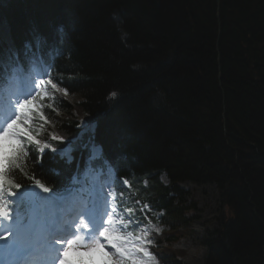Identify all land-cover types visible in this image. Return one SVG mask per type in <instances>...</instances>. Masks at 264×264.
I'll use <instances>...</instances> for the list:
<instances>
[{"label": "trees", "instance_id": "trees-1", "mask_svg": "<svg viewBox=\"0 0 264 264\" xmlns=\"http://www.w3.org/2000/svg\"><path fill=\"white\" fill-rule=\"evenodd\" d=\"M217 10V0H0V64L23 53L24 43L39 44L50 79L84 97L72 104L57 95L71 125L44 100L34 113L47 120L38 122L44 139L63 148L51 137L77 138L74 110L95 123L84 140L128 177L130 187H119L129 193L122 207L136 200L138 220L155 221L150 205L171 227L154 233L161 264H184L172 245L190 222L179 186L187 180L214 183L221 193L204 264H264V0H220L221 24ZM41 162L32 168L21 153L4 185H71L75 162L47 154ZM93 260L103 261L97 253Z\"/></svg>", "mask_w": 264, "mask_h": 264}, {"label": "rangeland", "instance_id": "rangeland-1", "mask_svg": "<svg viewBox=\"0 0 264 264\" xmlns=\"http://www.w3.org/2000/svg\"><path fill=\"white\" fill-rule=\"evenodd\" d=\"M25 45L30 52H33L34 45H31L30 43H26ZM33 70H36V75L33 76L32 74L30 77L32 89H30V93L28 94L27 99L34 97L36 106H25L23 109H21L19 107L20 102L18 98H12L10 100L8 99V101L9 103H11V101L14 99L18 101L17 104H13L16 108L15 114H13V116L15 117V115H19L23 126H25L27 130L30 131L33 135L35 133L32 132V129L36 130L37 133L34 136L40 141L38 148L43 151L46 144H48V142L43 137L45 134L44 129L46 127L44 126V123L38 124V122H46L47 120L45 117H40L41 120L39 121L35 120L34 113L42 110L45 107L44 100L50 99L51 101L55 102L53 114L59 123H64L66 125H71V123H68L67 121L68 119L66 118V112L58 109L59 99L57 98V94L59 93L55 89H53L50 84L47 83V80L50 78V76H48V74L50 73L49 67H46V71H40L39 65H37V68L31 67V71ZM14 77L17 78V80L15 82V88L13 89L19 91L20 87L23 85L22 81H24V79L26 80L27 78H23L16 73L14 74ZM11 78H13V72ZM10 80L11 79L8 78V82ZM37 85H39V87H37ZM2 92L4 91L2 90ZM8 92L11 93V91ZM44 94H46V96ZM69 96V98L74 100V103H81L82 101H84V97L80 94H72V96ZM69 102L73 103L72 101ZM72 117L75 118H72V122L75 123L72 125L74 126V129L79 131L77 141L74 140L70 143L68 142L67 146L64 149H55V151L45 150L44 153H46L47 156L51 157V159L52 155L58 154L61 158L72 161L75 158V147L73 145V142H78L79 146H81L83 150H88L89 152H91L90 157H86L85 163L93 162L94 160H96L93 159V156L99 155L100 149L97 147V145L85 141L84 135L92 133L95 129V124L82 120L80 116L75 112V110L72 112ZM24 138L27 137L25 136ZM0 143L7 144V141H0ZM81 156L82 154H79L78 158H80ZM97 173L95 172V168L92 164H87V167L82 171L77 170L73 177L72 182L78 187L76 189H81L83 191H87L89 189V192H93L94 194L93 197L89 198V196H87L83 199V206L81 210H84V205L86 203L93 202L95 200L96 184L98 187L102 188L103 191H100H102L103 194H109V192H111V201L108 199V195H105L107 196V200L102 196L104 200L101 201L103 203L105 202L106 205V218L103 221L102 228L105 226L109 228V231L112 233V235L123 237V239H117L115 242L121 247H126L129 249V254L132 258L128 260L127 264H161L159 261L158 253L154 249V246L156 245L154 233H160L163 230L171 229L170 226L162 224V213H157L152 209V213L156 216L155 221L150 220L148 222H142L138 220V210L140 206L138 201L135 200L134 203L129 207L123 206L121 208L118 205V207L116 206L117 201L123 200L124 203H127L130 200L127 195H125L126 193H121V191L116 187L117 185H119V181L117 180L115 174L113 173L114 176L108 174V176H106V179L111 180L109 182L103 181L105 184L102 185V183H99V181L96 180V178H98ZM161 179L164 183L168 184L170 182L166 175H162ZM179 186L184 190V193L181 196V202L184 204V206L188 207L187 212H185V217L190 222L188 225L182 226L180 228L184 231V233L176 240L172 247L176 250L182 251V253L178 255V257L184 264H204L208 252L207 240L214 234L220 218L218 216H220L222 212L220 211L221 193L217 185L214 183L198 184L194 181L187 180L181 182ZM33 191H35V189L29 187L26 189L25 194L22 196H24L25 199L32 197ZM19 195L20 194L18 193L15 198L16 213L14 214L17 218H13L11 224L2 220V223L0 225V233L2 235L5 233V231L11 230L12 236L5 241L6 250L9 251L10 249L9 252L11 256H15L19 251L20 241H29L30 243H32L35 240L37 232L40 230V228L50 227L53 224V219H55L58 214L57 212H59L57 210H59L60 207L57 208V206H63V196H58L50 191H44L38 197L37 200L39 202L36 203L34 208L28 206H24L21 208L20 206H18L20 203ZM114 198L116 199V204L114 203ZM5 202H8L7 192H5ZM55 203L56 208L53 210L52 214H47L51 212L50 210ZM45 209L46 211H44ZM108 212L111 213V224L108 223ZM22 213H25V215H22ZM31 213L35 215V218L29 221ZM26 216H28V219ZM121 221H124V224H121ZM128 221H131L132 224L135 225V227L128 226ZM137 221L140 222L139 225H136ZM102 228L100 229V231L102 230ZM133 228L137 229L136 235L132 231ZM95 235L98 234L96 233ZM44 238L45 235L43 234L40 238V241H43ZM149 239L151 240L150 244L148 243ZM52 241H55L53 246H57L58 244L56 243V241L61 240L60 238L52 237ZM105 243H107V241H105ZM86 245L87 244H84L82 241H77V246L81 250H83ZM65 247H67V245ZM140 248H146L148 250L147 253L139 251ZM62 251L63 250L59 251L58 255L56 256L57 260L61 258L60 254ZM105 251L112 253L115 250L106 249L99 251L100 254L104 257V260H107L108 257L104 255Z\"/></svg>", "mask_w": 264, "mask_h": 264}, {"label": "snow or ice", "instance_id": "snow-or-ice-1", "mask_svg": "<svg viewBox=\"0 0 264 264\" xmlns=\"http://www.w3.org/2000/svg\"><path fill=\"white\" fill-rule=\"evenodd\" d=\"M50 76V73L48 74ZM47 83L51 85L53 89L57 88V84L53 83L51 79L47 80ZM39 87V85H37ZM46 96V94H44ZM115 96V94H113ZM25 106H36L35 98H29L24 100L19 104V107L23 109ZM41 117H43V112H41ZM10 122H6V127H0V141H7V144L0 143V220L6 221L11 224L14 218V212L16 209V196L21 188L20 183H16L14 185L16 191H12L11 188L7 191L8 202H5V170L8 165L16 158L19 157L21 153L26 156V160H30L32 164V168L35 167L36 164L40 163L43 157V153L45 150L55 151L56 147L53 144H46L43 151H41L37 146L40 141L36 139V137L27 130L25 126H23L20 116L15 115V118L9 119ZM27 137L29 141L33 143H29L28 145L24 144V137ZM51 139L57 143H62L65 138L62 136H52ZM32 151L37 153V157L35 160L31 159ZM102 156V150H100L99 155L93 156V159H99ZM13 171H19V168L14 169ZM33 179L35 176L33 174ZM121 182L123 183L125 188L130 187V181L128 177H120ZM11 183V181H9ZM36 183L40 185V182L37 180ZM44 187L43 185H40ZM112 199V194L109 192V200ZM149 207H151L149 205ZM109 220L108 223L111 224V213L108 212ZM139 221L136 222V225H139ZM121 224H124V221H121ZM128 226L135 227L131 221H128ZM79 231V230H77ZM12 236L10 231H5L3 235H0V240H7ZM85 237L75 236L73 239H69L66 241L67 247L63 248L60 256L61 258L58 260V264H97L96 261L93 260V254L97 251L106 250V249H114L115 251L109 253L107 251L104 252V255L108 257L107 260H103L98 262V264H127L128 260L131 259V255L129 254V249L126 247H121L115 241L117 239H123V237H117L112 235L109 231V228L103 227L102 230L95 235L91 241L81 250L77 246V241L84 240ZM107 241V243H105ZM57 244L63 246L64 241H56ZM148 243H151L149 239ZM20 250L27 252L31 249V243L28 241H20L19 243ZM139 251L147 253L146 248H140ZM75 254L78 259H72L71 256ZM84 257H88V261L84 260Z\"/></svg>", "mask_w": 264, "mask_h": 264}, {"label": "bare ground", "instance_id": "bare-ground-1", "mask_svg": "<svg viewBox=\"0 0 264 264\" xmlns=\"http://www.w3.org/2000/svg\"><path fill=\"white\" fill-rule=\"evenodd\" d=\"M22 82H23V81H22ZM55 90L58 91V92H62L63 95H64V97H65V99H67L68 101H72V102L74 103V100L71 99V98H69V97H70L69 95L72 96V94H70L66 89H64V88L61 89V88H59V87L57 86V88H55ZM10 94H12V93H10ZM70 103H71V102H70ZM73 103H72V104H73ZM69 143H70V142H69ZM89 183H90V182H89ZM180 184H181V183H180ZM99 190H100V189H99ZM98 195H99L98 199H99L100 201H101V200H104L103 197L107 200V196L104 195V196L102 197L100 191L98 192ZM104 203H105V202H104ZM49 205H50V204H49ZM105 206H106V205H105ZM58 207H59V206H57V208H58ZM45 208H46V206H45ZM55 208H56V203L53 204V206H52V208H51V210H50L51 212H50V213H47V212H46V213L49 214V215L52 214V212H53V210H54ZM44 211H46V209H45ZM57 211H59V210H57ZM48 212H49V211H48ZM99 216H100V215H99ZM99 216H98L97 218H99ZM103 219H104V216H103L102 220H103ZM46 223H47V222H46ZM101 223H102V221H101ZM60 225H61V224H60ZM60 225H59V227H60ZM40 229H41V228H40ZM10 232H11V230H10ZM11 240H12V238H11ZM37 245H38V242H36V243L34 244L35 247H38ZM33 250H34V248H33ZM7 251H8V250H7ZM9 251H10V249H9ZM97 255H98V254H97ZM4 256H5V257H4ZM4 256H3V257L6 258V257L8 256V252H5ZM96 257H97V256H96ZM96 257H95V258H96ZM85 258H86V257H85Z\"/></svg>", "mask_w": 264, "mask_h": 264}, {"label": "water", "instance_id": "water-1", "mask_svg": "<svg viewBox=\"0 0 264 264\" xmlns=\"http://www.w3.org/2000/svg\"><path fill=\"white\" fill-rule=\"evenodd\" d=\"M217 6H218V10H217V17L219 19V24H221L220 22V0H217ZM220 33V32H219ZM219 84H220V87H222V82H221V79H220V74H219ZM224 113H225V110H224ZM26 190V188H22V193ZM71 189H68L67 191L63 192V193H56L57 195H63V194H66L68 192H70Z\"/></svg>", "mask_w": 264, "mask_h": 264}]
</instances>
